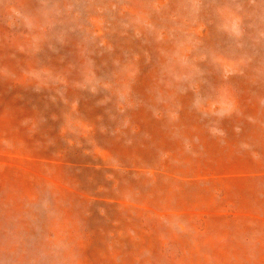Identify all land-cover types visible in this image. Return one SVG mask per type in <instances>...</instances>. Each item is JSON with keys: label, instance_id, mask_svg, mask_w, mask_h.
Wrapping results in <instances>:
<instances>
[{"label": "rangeland", "instance_id": "1", "mask_svg": "<svg viewBox=\"0 0 264 264\" xmlns=\"http://www.w3.org/2000/svg\"><path fill=\"white\" fill-rule=\"evenodd\" d=\"M0 264H264V0H0Z\"/></svg>", "mask_w": 264, "mask_h": 264}]
</instances>
